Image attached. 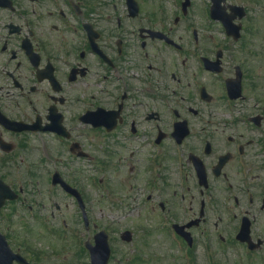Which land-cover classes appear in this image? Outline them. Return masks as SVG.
<instances>
[{
  "label": "flooded vegetation",
  "instance_id": "af4514ba",
  "mask_svg": "<svg viewBox=\"0 0 264 264\" xmlns=\"http://www.w3.org/2000/svg\"><path fill=\"white\" fill-rule=\"evenodd\" d=\"M135 1L132 16L126 0H0V234L23 252L24 219L66 235L91 221L86 186L128 187L129 264L152 262L157 234L175 238L176 264H259L264 116L248 100V40L217 42L209 0ZM62 253L37 258L68 264Z\"/></svg>",
  "mask_w": 264,
  "mask_h": 264
},
{
  "label": "rangeland",
  "instance_id": "374dc122",
  "mask_svg": "<svg viewBox=\"0 0 264 264\" xmlns=\"http://www.w3.org/2000/svg\"><path fill=\"white\" fill-rule=\"evenodd\" d=\"M231 3L235 4H244L245 8L247 10V19L245 20L246 27L252 31V35L255 38H250L249 35H246V38L248 40L247 49L252 53L250 54V59L253 66V71L255 72V75L259 79V84L257 86V90L255 94L249 96L248 100L252 103H259V115L264 116V0H230ZM244 21V22H245ZM244 24V23H243ZM249 30V33H250ZM216 33L215 36L217 39L223 40L224 35L220 34L219 29H215ZM245 54V53H244ZM252 55V56H251ZM255 66V68H254ZM257 78L255 80H257ZM108 176L111 177V179L114 177L112 172L108 173ZM264 177V173H263ZM26 174L24 175V180H27ZM85 187V185H84ZM111 190L110 193L114 194L111 196L115 203L112 205L110 202L106 201V198L100 193L99 190L93 188L92 186H86V197L89 205V212L92 216L91 217V223L93 224H102L103 227H105V230L109 232V236L111 238L110 246L113 251V257L115 259L122 260L123 262H127L129 260V257L132 256V252L130 251V246L122 244L120 240L118 239V235L126 229H130L132 225L136 228V231L134 233H137L138 227L133 223L132 217L128 216L127 210L129 209V206L133 204H130V198L134 196L136 193L135 189H130L128 187H117L113 188L110 186ZM102 206H107V208L113 212V215H108L103 217L102 220H99L98 218V212L102 208ZM116 206V207H112ZM106 209V208H105ZM107 212V210L105 211ZM137 218V216L135 215ZM142 228H146L148 225H145V219H137ZM39 222L32 221L30 219H24L22 221V239H23V249L24 254L28 255L33 259V261L36 264H42V258H37V253L40 252V256L43 253L44 255L48 250L45 248L47 247V242L49 239L50 242L53 241L54 244H49L51 246L59 245L60 247L56 250L55 253H59L56 257V259L62 260L64 259V254L62 253L63 250H72L71 253H73V248H70L69 246H72V242L67 240L63 236H53L48 237L44 235H37L32 234L33 230L40 229L41 227L37 225ZM69 225V229L71 232H68L67 234L71 233H77L79 237H81V241H84L87 237H92L93 231L90 227L89 232H85V230L82 227V223L80 221H71L67 222ZM51 225V224H50ZM54 227L60 228L57 226L56 222ZM101 227V226H100ZM46 228V227H45ZM19 230V231H20ZM138 235H141L139 233ZM136 234V236H138ZM16 236H12V240L15 241ZM152 238V239H151ZM151 242L153 244L152 249L153 253H145V258H149V256L153 254L151 260V263L148 264H176V261H178V252L175 248H171L170 244L167 240L163 239V236L161 234H157L152 236ZM66 239V240H65ZM72 239V237H70ZM46 240V241H44ZM160 241L161 243H159ZM30 242V243H29ZM29 244V245H28ZM75 246V245H74ZM260 254H262V251H259ZM136 255H140V253H134ZM66 261L68 264H76L74 263V259L72 258H66ZM130 261V260H129ZM113 263V262H111ZM129 264V263H127ZM259 264H264V256L259 255Z\"/></svg>",
  "mask_w": 264,
  "mask_h": 264
},
{
  "label": "water",
  "instance_id": "95a60500",
  "mask_svg": "<svg viewBox=\"0 0 264 264\" xmlns=\"http://www.w3.org/2000/svg\"><path fill=\"white\" fill-rule=\"evenodd\" d=\"M97 241H98V246L96 247V251H95V256H99L101 255L103 258V263L105 264V261L108 258L109 255V249L106 243V236L103 234L98 235L97 237ZM123 239L125 240H129V234H126L125 236H123ZM12 255L10 253V251L8 250L5 241L3 240V238L0 237V264H11L12 259H11ZM18 261L20 263H25L24 260L19 259Z\"/></svg>",
  "mask_w": 264,
  "mask_h": 264
}]
</instances>
